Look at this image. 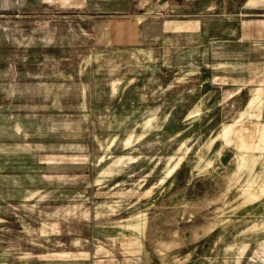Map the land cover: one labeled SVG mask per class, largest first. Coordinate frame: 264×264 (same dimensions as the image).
Here are the masks:
<instances>
[{"label":"rangeland","instance_id":"1","mask_svg":"<svg viewBox=\"0 0 264 264\" xmlns=\"http://www.w3.org/2000/svg\"><path fill=\"white\" fill-rule=\"evenodd\" d=\"M97 1L0 0V264H35L59 216L113 194L142 218L137 264H264L261 47L225 42L244 0L169 11L204 16L173 45L167 0Z\"/></svg>","mask_w":264,"mask_h":264},{"label":"crops","instance_id":"2","mask_svg":"<svg viewBox=\"0 0 264 264\" xmlns=\"http://www.w3.org/2000/svg\"><path fill=\"white\" fill-rule=\"evenodd\" d=\"M98 1L101 3L103 0ZM112 1L114 6L119 4L121 7H126L124 9L127 11H139L148 4L154 7L153 0ZM197 1L193 0V5ZM189 2V0H167L165 4L158 7L159 13L151 17L152 20L158 22L160 37L166 40L165 43L168 44L170 39H173L171 44H178L180 38L200 35V30L204 25V16L201 12L193 15L169 13V11L182 12L181 10L191 4ZM122 9L115 11L123 13ZM240 16L241 35L234 38L230 36L225 42L238 43L243 49L251 46L250 44L260 46V59L258 61L248 60L247 64L255 62L264 71V0H244ZM215 18L210 16L209 20H215ZM261 86H264V79ZM111 196L113 203L105 202L106 204L99 206L101 211L96 215L94 212L92 217L90 212L79 219L76 216L70 219L69 213L59 216L55 221L57 226L53 233L54 237H58V244L53 245L54 249L37 255L38 259H34V263L137 264V250L139 249L137 238L144 232L142 224L139 223L142 218H138L137 212H132L131 209L135 207V204L131 202L132 200L127 201L129 195L113 194Z\"/></svg>","mask_w":264,"mask_h":264}]
</instances>
